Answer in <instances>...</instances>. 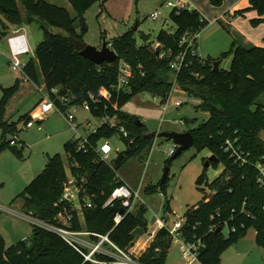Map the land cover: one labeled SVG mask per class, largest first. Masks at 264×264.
<instances>
[{
	"label": "trees",
	"instance_id": "trees-1",
	"mask_svg": "<svg viewBox=\"0 0 264 264\" xmlns=\"http://www.w3.org/2000/svg\"><path fill=\"white\" fill-rule=\"evenodd\" d=\"M70 1L77 17L72 16L67 8L47 0H0V13L16 29L26 23L38 22L44 30V39L37 46L35 56L30 57L24 66L29 80L43 82L49 90L60 87L61 94L69 99L66 105L88 103L94 116L115 119V122H104L88 135L86 150L79 149L77 138L65 146L73 175L79 181L83 177L87 179L81 201L84 203L86 197L94 204L93 208L84 209L85 228L104 234L113 229L114 217L122 206L119 203L113 207L103 205L116 185L123 182L118 179L116 171L150 144L157 134L154 132V136L147 137L149 132L144 122L139 125V119L125 114L122 107L141 92L160 96L165 101L176 84L179 89L200 99L199 107L210 112L207 120L189 129L195 146L199 150L209 148L219 157L218 163H224L222 173L211 183L207 181L212 191L210 196L186 213L183 235L191 240H203L199 254L202 264H220L221 254L230 244L245 236L251 227H256L257 242L264 248V187L258 183L256 168L258 161L264 164V47L246 48L234 43L230 51L223 54H233L231 66L229 69L221 67L220 71L214 70L216 59L203 58L199 54L189 56L178 72L177 82H174L170 78L174 76L170 62L184 50L183 36L200 33L209 24L199 10L177 7L170 14L177 27L175 32L163 28L156 40L139 43L137 32L131 27L109 42L118 52V59L97 65L78 52L68 39L73 35L83 40L86 29L79 33L78 19L82 22L85 11L97 0ZM101 1L105 6L107 0ZM211 1L215 5L222 4V0ZM249 3L245 10L254 9L259 14L258 18L252 19L253 24L264 22V0H249ZM6 35V31L0 29V40ZM122 60L132 66V75L124 88L119 87ZM55 100L60 107L66 106L59 99ZM3 108L4 102H0V115ZM30 118L31 114H28L10 123L0 116V124L6 134L18 130L19 123ZM120 126L130 131L134 141L122 136L127 148L118 152L111 163L102 159L100 148L119 132ZM228 138H237V144L250 152V163H239L225 151ZM9 144L11 140H5L0 149ZM16 152L21 154L18 149ZM173 158L174 155L169 160ZM218 163L212 162L213 165ZM68 180L62 155L50 156L45 169L19 195L25 213L56 224H64L67 212L72 213L74 219L67 226L83 229L75 207L60 200ZM166 181L160 183L163 192L166 191ZM204 181L205 172L197 182L202 184ZM169 206L168 201L165 207ZM146 211L141 207L137 212L127 213L110 233L111 238L121 247H128L134 240L133 231L139 226L148 227ZM172 243L169 230L159 229L140 261L165 264ZM0 264L91 263L84 262V257L60 235L35 226L30 239L21 240L8 249L0 245Z\"/></svg>",
	"mask_w": 264,
	"mask_h": 264
},
{
	"label": "rangeland",
	"instance_id": "rangeland-1",
	"mask_svg": "<svg viewBox=\"0 0 264 264\" xmlns=\"http://www.w3.org/2000/svg\"><path fill=\"white\" fill-rule=\"evenodd\" d=\"M47 1L67 8L72 16L77 17V11L70 0ZM199 1L201 9L203 7L202 15L211 22L199 34L198 53L204 58L211 57L216 60L220 58L221 67L229 69L233 54L229 53L227 56L223 54L230 51L235 37L223 21L217 20L216 16L223 13L225 19H228L227 7L233 0H222L220 5L213 4L211 0ZM248 3L249 0H239L241 7ZM117 4L123 5L124 12L116 11ZM105 5L107 8L102 6L101 0H97L85 11L87 29L83 34V40L88 44L101 47L104 41L111 42V36L135 27L137 22L140 23V31L152 33L151 41L156 40L161 29L169 31L175 29V24L170 18L173 8L166 3H160L159 0H107ZM132 6L134 13L129 16L126 10ZM156 10L160 11V16L158 19H152L151 14ZM78 24V31L82 34L84 25L80 19ZM23 28L32 51L22 57V62L25 64L30 57L35 56L37 46L44 39V30L38 22L26 23ZM0 29L6 31L7 35L14 30V26L1 13ZM137 35V40L141 43L140 33L138 32ZM10 54V45L6 38H3L0 40V102H4V108L0 116L3 120L12 123L22 116L40 112L39 103L44 96L38 87L43 90L46 87L43 82L35 83L29 80L22 69L14 70ZM170 78L173 81L174 76ZM172 91L166 111V103L161 97L149 92L138 93L122 107V111L142 120L149 133L157 134L168 130L185 132L209 118L210 112L199 107L200 99L179 89L176 84ZM176 99L185 102L177 106L174 104ZM70 113L76 116L78 130L70 124L68 119ZM40 116V122L38 119L34 120L35 126H26L23 129L8 131L6 134L0 124V144L5 140L17 139L16 144H9L0 149V245L5 249L21 240L30 239L33 233L35 225L25 214L23 199L19 195L31 180L45 169L49 157L61 154L66 172L69 178H73L75 175L71 170L66 144L79 138L80 135L85 137L92 134L108 119L115 122V119L109 117L107 119L94 116L90 110L80 104L66 105L61 109L55 107L48 113H41ZM262 137L264 138V132ZM109 142L114 149L108 157V161L112 163L118 152L127 148V143L119 132ZM172 148H176L174 140L156 135L150 144L116 171L118 179H122L133 189L140 190L134 211L137 212L141 207L147 209L148 227L139 226L134 230V243L129 247L134 254L140 252L144 243L150 245L153 242L154 238L151 235L153 233L156 235L159 231L157 227L159 218L164 219L166 224L172 227L177 219L185 217L188 210L210 196L212 191L207 181L211 183L224 170L223 162L205 168L208 158L213 154L209 148L199 150L194 145L170 161L169 159L174 155L169 154ZM17 149L21 154L16 152ZM167 167H170V172L166 181V191L163 192L160 183ZM203 172L206 181L199 184L197 180ZM168 201L169 208L165 207ZM82 220L85 228V218ZM257 234L256 227L249 228L245 236L230 244L221 254L220 264H264V248L258 244ZM187 262L181 244L174 239L165 264H187ZM194 264L201 262L197 259Z\"/></svg>",
	"mask_w": 264,
	"mask_h": 264
},
{
	"label": "built area",
	"instance_id": "built-area-1",
	"mask_svg": "<svg viewBox=\"0 0 264 264\" xmlns=\"http://www.w3.org/2000/svg\"><path fill=\"white\" fill-rule=\"evenodd\" d=\"M167 6L172 8H182L188 7L184 3L175 2L174 0H165ZM160 16V11H155L151 14L152 19H158ZM200 33H195L194 35H184L181 44L185 46L184 50H182L178 55H176L172 61L170 62V67L174 71V82H177L178 72L183 68V66L187 63L189 56H197V42ZM8 43L11 48V63L12 68L14 70L22 69L24 71V66L22 62V57L31 53V48L28 44V39L26 35V31L23 27L17 28L13 30L11 35L8 37ZM112 47V43H109ZM166 53L164 52L163 55ZM119 87L124 88L126 84H128L130 77L132 75V66L127 61L122 60L119 67ZM46 87V86H45ZM40 91L43 93V99L39 103L40 112H33L31 114V118L25 121L23 127H33L35 126V119H38L40 122L41 113H48L52 111L55 107H60L55 99H59L62 104H68V97L61 94L60 87H53L52 89L43 90L41 87H38ZM173 92V91H172ZM172 92L168 96V98L164 101L165 111L169 106V99L172 95ZM54 95V97H53ZM185 100L176 99L174 104L177 106L183 105ZM85 109L90 110V105L85 103L83 105ZM68 119L72 127L76 130L79 128V124L76 121V116L74 113H70L68 115ZM108 119V118H107ZM106 121H109L106 120ZM182 121V120H181ZM42 128L41 126L39 127ZM119 133L122 134L125 138L131 139V133L126 129L125 126L118 127ZM78 139L79 149L86 150L89 145V137L80 135ZM133 142L134 139L132 138ZM238 139L228 138L225 142V151L233 157L237 162L242 164L250 163L251 156L250 152H246L239 144H237ZM17 139L14 138L11 140V144H16ZM176 148L178 145L176 144ZM176 148H172L169 150V154H175ZM113 147L110 144L109 140L105 141L100 148V152L102 154V159L108 161L109 155L113 152ZM256 168L258 170L257 180L261 186L264 187V164L261 161L256 163ZM86 178L83 177L79 181L76 176L73 178H69V180L65 183L64 193L61 197L62 202L72 204L75 209L78 211V215L80 221L82 222L84 219V209L85 208H93L94 204L89 198H84L85 202L81 201V194L85 192L84 185L86 182ZM120 180V179H119ZM140 197V190L133 189L128 185L125 181L118 183L116 187L112 190L110 197L104 203L103 207H113L116 203L121 204L122 209L124 211H119L116 213L114 217L115 225L113 227L116 228L125 218L127 213L135 212L134 207L135 203ZM28 218H30L34 225L40 227L42 229L50 230L60 235L71 247H73L80 255L84 257V262H89L91 264H144L140 261V257L136 256L132 253L129 248L121 247L118 243H116L110 236L112 230L108 233H98L94 231H90L86 228L83 229H74L67 226V223L74 219V215L72 213L67 212V217L64 219V224H56L51 221L45 220L38 216H33L31 214L25 213ZM186 218L177 219L174 222L172 227H169L166 224L164 219L157 220V227L159 229L167 228L170 234L173 237V240L177 243L181 244V250L184 254L185 258L188 260L187 264H194L195 260L199 259L200 251L203 247L202 239H188L186 238L182 231L185 226ZM154 236V233L152 234ZM202 264V263H201Z\"/></svg>",
	"mask_w": 264,
	"mask_h": 264
},
{
	"label": "crops",
	"instance_id": "crops-1",
	"mask_svg": "<svg viewBox=\"0 0 264 264\" xmlns=\"http://www.w3.org/2000/svg\"><path fill=\"white\" fill-rule=\"evenodd\" d=\"M174 1L184 3L185 5L189 6L190 8L197 9L201 13H203V7L201 9L199 0H174ZM159 2L162 4H165V0H159ZM249 6H250V3L241 7V6H239V0H233L228 4V7H227L228 19H225L226 17L224 16L223 13H221L220 16H216L217 20L223 21V23L226 25V27L232 32L233 36L235 37L233 44L237 43L238 45H242L246 48H252L254 46H263L264 47V22H261L259 24H253L252 19L258 18L259 14H258V11L254 10V9L245 10ZM105 8H107L106 5H105ZM170 8H172V7H170ZM116 11L117 12H124L123 5L117 4L116 5ZM126 11L128 12V15L131 16L134 13L133 6ZM156 11H158V10H156ZM239 16H240V18H239ZM210 22L211 21L209 20V24H210ZM126 24H128V23H126ZM139 25H140V23H139ZM176 28L177 27L175 26V29L172 30L171 32H175ZM15 29L16 28H14V30ZM127 30H125V31H127ZM125 31H123L122 33H124ZM122 33L115 34L114 36H111V38L113 39L114 37H116ZM10 35L11 34L6 35L4 38H6V40L8 41V37ZM136 36H138V35L136 34ZM198 46H199V43L197 42V49H198ZM9 57H10V55H9ZM19 127L21 129L24 128L22 123H19ZM133 234H134V231H133ZM151 237L154 238L155 234H154V236L151 235ZM134 238H135V235H134ZM133 243L134 242H132L131 244L133 245ZM131 244L127 248H129L131 246ZM148 246L149 245L147 243H144L141 247L140 252L136 253L135 255L140 257L144 253V251L147 249Z\"/></svg>",
	"mask_w": 264,
	"mask_h": 264
},
{
	"label": "water",
	"instance_id": "water-1",
	"mask_svg": "<svg viewBox=\"0 0 264 264\" xmlns=\"http://www.w3.org/2000/svg\"><path fill=\"white\" fill-rule=\"evenodd\" d=\"M82 23H83V29H87L85 18L82 17ZM136 32H139L142 38L143 42H148L151 40L152 33H146L145 31L139 30V22H137L136 26L134 27ZM68 39L70 43L75 47V49L80 52L83 56L90 59L91 61L95 62L97 65H102L104 63H113L115 62L119 54L118 52L110 46V44L107 41H104L101 47H97L91 44L86 43L84 40L74 37L73 35H69ZM221 60L217 59L214 61L213 66L215 71H220L221 69ZM25 121L22 122V125L24 126ZM139 125L143 124V121L139 119L138 122ZM19 129H21L19 127ZM154 133H148L147 137L154 136ZM156 135H159L161 137H166L168 139H172L175 141V143L178 145L177 151L174 154V157H177L179 154H181L184 150L189 149L195 145V139L191 131H185V132H177V131H162ZM218 163L220 161L219 157L215 154H212L206 164L205 168L207 169L209 166L212 165V162ZM170 172V167H167L165 169L164 177L162 179V183H164ZM121 211H124L122 209ZM169 218V217H168Z\"/></svg>",
	"mask_w": 264,
	"mask_h": 264
}]
</instances>
